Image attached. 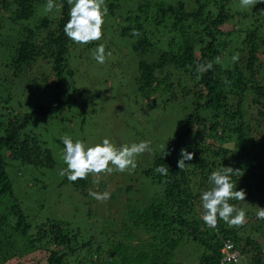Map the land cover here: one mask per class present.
Wrapping results in <instances>:
<instances>
[{"label":"trees","instance_id":"16d2710c","mask_svg":"<svg viewBox=\"0 0 264 264\" xmlns=\"http://www.w3.org/2000/svg\"><path fill=\"white\" fill-rule=\"evenodd\" d=\"M55 2L63 6L39 13L46 0H0V27H7L9 37L0 78V105L5 106L0 113V264H21L22 255L39 248L44 249V264H241L243 256L247 264H264L258 241L264 221L255 218L257 205L264 207V3L241 8L239 0H105L104 37L131 40L138 94L146 99L168 95L165 101H173L179 87L180 96L193 94L195 104L169 144L153 152L145 165L137 163L131 174L145 200L122 211L121 222L115 213L96 215L97 220L108 218L107 225L98 230L93 223L86 236L58 217L33 223L15 197L6 169L7 152L15 162L53 168L54 153L29 128L30 120L53 116L62 121L64 111L82 99L77 87H71L74 98L66 90L65 74L72 77L71 41L63 32L69 6L67 0ZM133 28L141 35L132 36ZM217 56L221 63L197 79V62ZM41 59L56 81L48 80L42 65L34 67ZM14 105L19 112L30 108L19 113ZM230 140L234 146L223 145ZM181 148L194 153L183 170L177 167ZM158 165L169 166L168 176L154 172ZM223 166L244 171L232 180L237 190H246L245 202L253 207L243 209L254 218L240 228L220 221L217 229H209L200 218V192L210 186L209 174ZM89 179L71 183L88 197ZM226 242L239 252V262H222ZM187 249L197 251L191 262Z\"/></svg>","mask_w":264,"mask_h":264},{"label":"rangeland","instance_id":"374dc122","mask_svg":"<svg viewBox=\"0 0 264 264\" xmlns=\"http://www.w3.org/2000/svg\"><path fill=\"white\" fill-rule=\"evenodd\" d=\"M170 1L173 0H168ZM44 12L46 11L39 10V13ZM229 26V23L225 24L224 28ZM6 28L0 27V78L4 77L5 72L3 67L5 42L9 38L5 32ZM100 43L106 45V52H112L102 65L93 59V51ZM68 63L72 71V77L65 74L64 79L66 90L70 94L68 96L77 97L71 90L73 86L81 91L82 99H77L70 111H64V120H54L53 116H34L30 120L29 127L34 129V133L41 139L47 141L46 146L51 147L56 159L55 166L53 168L34 167L27 163L15 162L7 152L5 153L6 169L13 181L14 195L33 223H39L47 217H58L69 221L72 226L78 227L84 235L88 236L93 232V223L98 230L101 226L107 225L108 218L105 221L97 220L96 215L107 217L115 213L116 218L119 216L115 220L118 222L122 211L130 210V205H138L141 200H145L142 196L143 192L136 181L130 180L133 172H113L111 175L101 174L95 177L99 180V184H93L94 177L90 176V184L86 187L88 193L90 190L99 192L109 190L110 200L100 202L89 194L87 197L66 177L59 175V170L66 167L62 160L63 145L59 138L69 134L74 140L81 139L88 144H94L107 137L117 146L122 143L131 144L148 140L151 141L153 153L169 144L171 137L175 136L181 128L189 107L192 108L195 102L192 98L193 94L182 98L179 87L174 89L176 95L172 97L173 101H165L169 99L168 95H162L158 99L156 98L158 94L147 99L141 97L138 94L136 76H134L137 56L131 49L129 38L106 36L90 46L70 42ZM39 65H42V69L48 70L46 73H49L50 82L57 80L48 62L41 59L34 64V67L37 68ZM187 84L191 91H195L191 82ZM37 93L41 95L40 92ZM24 108L30 107H22L20 112L23 113ZM13 109L19 112L18 105H14ZM256 110L253 108L252 112L255 113ZM3 112H5V106L1 104L0 113ZM223 145L232 147L234 142L226 141ZM152 153L146 152L136 157L137 163L145 165ZM141 178L140 176L138 179L142 180ZM128 185H131L129 190H127ZM3 199L7 201L6 198ZM245 201L236 205L249 211L253 204L250 202L246 204ZM91 204L92 210L89 211ZM249 218H254V215L247 216V220ZM258 241L263 244L264 251V236H260ZM196 254L197 251L187 249V260L191 262L196 258ZM43 255L44 249H34L22 255L19 260L21 264H44ZM14 261L6 264L15 263ZM241 264H247V257L243 256Z\"/></svg>","mask_w":264,"mask_h":264},{"label":"clouds","instance_id":"9594fccd","mask_svg":"<svg viewBox=\"0 0 264 264\" xmlns=\"http://www.w3.org/2000/svg\"><path fill=\"white\" fill-rule=\"evenodd\" d=\"M241 8L255 7L264 0H239ZM68 18L63 26L64 35L74 44L89 45L104 38L105 17L108 15V7L105 0H67ZM55 0H46L44 9L51 13L54 8L62 7ZM132 36H140L138 29L131 30ZM112 55L111 51L106 52V45L100 43L93 51V59L98 64H104L106 58ZM232 62H238L239 54L231 56ZM215 64L221 63L219 56L214 61L206 63L197 62V79ZM194 131V129H193ZM60 143L63 145L62 160L66 167L59 170V175L66 177L70 182L87 180L89 176L94 177L92 183L99 184L101 174L111 175L117 173H131L137 167L136 157L144 153H152L151 141L141 140L138 143H122L119 146L105 137L101 142L88 144L81 139H73L69 134L61 136ZM168 154V153H167ZM180 159L177 167L180 170L190 166L186 160H192L194 153H190L185 148L180 150ZM155 173L161 176H168L169 166L158 165L154 169ZM244 175L240 168L223 166L213 170L208 176L209 187L200 192V218L204 225L209 229H217L220 221H223L229 228H240L247 223L246 211L230 201H245L247 192L244 188L237 190V184L232 177ZM89 196L93 199L106 202L111 199V192L105 190L89 191ZM255 218L264 221V207L257 205ZM227 248H232L231 242L226 244Z\"/></svg>","mask_w":264,"mask_h":264},{"label":"built area","instance_id":"2783aa9c","mask_svg":"<svg viewBox=\"0 0 264 264\" xmlns=\"http://www.w3.org/2000/svg\"><path fill=\"white\" fill-rule=\"evenodd\" d=\"M227 243L228 242H226L221 249V252L223 253L222 262H239L241 259L239 252L236 249H234V246L230 249L227 248L226 247Z\"/></svg>","mask_w":264,"mask_h":264}]
</instances>
